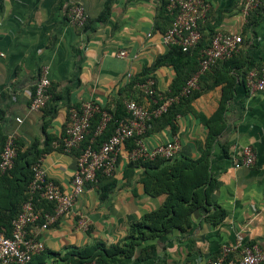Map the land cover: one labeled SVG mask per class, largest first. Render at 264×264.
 <instances>
[{"label":"crops","instance_id":"0c3cea01","mask_svg":"<svg viewBox=\"0 0 264 264\" xmlns=\"http://www.w3.org/2000/svg\"><path fill=\"white\" fill-rule=\"evenodd\" d=\"M204 1L209 10L199 25L203 38L210 40L216 32L240 35L241 47L232 62L220 61L202 76L201 85L209 88L191 102L193 112L177 116L176 131L158 121L143 140L151 148L177 137L178 155L199 156L207 134L204 119L217 109L226 84L215 81L234 78L226 130L211 156V172L217 181L211 200L224 207L228 216L212 226L198 212L190 227L171 232L161 242L159 264H200V259L217 254L223 243H232L239 232L248 242L264 246V96L250 93L245 83V72L264 64V0L248 16L241 11L243 0ZM106 2L0 0L1 131L4 136L15 135L21 151L35 142L42 148L49 137L42 166L64 192L72 190L79 154V149L68 153L59 146L69 109L85 101L113 109L127 99L153 109L145 88L147 79L153 78L155 90L165 94L176 77L174 68L166 65L144 72L169 51L162 40L168 25L160 17L162 0H111L106 20L100 21ZM72 4L85 9L87 21L82 28L67 21L66 11ZM121 50L126 51L125 57L118 55ZM42 65L49 66V100L43 109L32 110L33 87ZM245 145L254 149L255 163L235 168L232 156ZM127 153L124 144L114 175L116 185L106 197L100 198L97 186L86 187L69 215L59 217L46 230L36 229L47 249L63 251L97 240L120 241L131 222L163 202L164 195L144 193L140 167L125 173ZM79 213L90 220L87 231L76 226Z\"/></svg>","mask_w":264,"mask_h":264},{"label":"trees","instance_id":"16d2710c","mask_svg":"<svg viewBox=\"0 0 264 264\" xmlns=\"http://www.w3.org/2000/svg\"><path fill=\"white\" fill-rule=\"evenodd\" d=\"M110 5L111 0H107L100 21L106 20ZM160 17L167 21L168 25L163 30L165 32L171 25L172 16L166 11L164 2H162ZM209 43L210 40H206L202 36L196 47L187 52H183L177 45H172L169 47L168 53L157 57L152 67L145 69L144 72H147L164 65L174 68L176 77L169 91L162 94L164 96L162 99L180 93L186 81L198 71L201 51ZM225 60V63L232 62V58ZM207 72L209 70L200 75L197 89L172 102L160 116L153 117L148 121V128L141 137L144 138L153 125L162 120L176 131L174 122L177 116L193 112L191 102L209 88L201 85L202 76ZM131 80H133L132 77ZM131 82L134 84V81ZM215 82H226V84L222 88L217 109L210 117L204 119L207 134L204 149L199 156L176 154L168 159L157 157L153 160H129L127 164L125 173L128 175L131 174L133 168L140 167L142 169L140 182L147 196H165L158 207L146 212L139 220L131 222L126 235L120 241L108 243L97 240L79 247L70 246L63 251L45 248L25 264H159L158 246L171 232L175 230L183 232L190 227L198 212L203 214L202 220L212 226L223 223L228 216L227 210L211 200L217 187V181L211 172V156L219 137L226 130L227 112L229 103L234 96L235 80L223 77ZM155 97L158 99V95ZM162 101L158 99V103H162ZM155 107L156 105H153V108ZM103 110H107L111 114V118L103 131L96 134ZM101 111L95 113L91 118L88 133L81 146L90 144L93 148H98L112 135L118 121L129 116L125 109V101H119L113 109L101 107ZM5 140L6 136L2 134L0 127V155ZM135 141L136 137H133L125 142L128 150L135 147ZM48 145H50V140L49 137H46L42 148H40V143L35 142L29 149L21 151L16 140L14 165L8 172H0V232L4 231L9 235L12 220L21 211L23 203L30 197L28 185L32 178V165L43 156V153L48 151ZM59 146L62 149V140ZM94 185L98 188L100 198H104L115 187L116 180L114 176H106L97 172L95 181L86 186ZM33 199L35 208L40 214L38 223H41L44 213L54 212L55 203L41 198L38 194L34 195Z\"/></svg>","mask_w":264,"mask_h":264},{"label":"built area","instance_id":"2783aa9c","mask_svg":"<svg viewBox=\"0 0 264 264\" xmlns=\"http://www.w3.org/2000/svg\"><path fill=\"white\" fill-rule=\"evenodd\" d=\"M172 22L163 33L162 40L167 46L177 45L183 52L196 47L202 38L199 23L205 18L209 4L204 0H162ZM259 0H243L241 11L245 16L258 6ZM66 18L70 25L84 27L87 21L85 9L80 4H72L66 11ZM240 35L216 32L210 38L209 45L201 51L198 71L189 78L178 95L164 97L155 88L153 78H148L145 88L151 101L156 105L150 109L135 100L125 101L128 117L118 121L112 135L101 143L98 148L90 144L81 146L90 127L93 115L101 111V107L92 102H82L79 107L69 109L65 124V134L62 137V150L71 152L79 149L77 166L72 178V190L64 192L59 185L49 179L42 166V157L32 165V178L28 185L30 197L22 205L19 214L12 220L9 235L0 232V264H25L30 259L45 250L44 242L39 239L36 229L46 230L61 216L70 214L78 197L83 194L86 185L95 181L96 173L101 172L106 176H114L116 172L118 155L125 142L136 137L135 147L128 150V160L144 159L153 160L157 157L172 158L180 148L177 137L149 148L141 137L148 128V121L160 116L167 107L182 96H187L192 90L198 88L200 75L210 70L219 61L231 58L240 49L242 44ZM118 55L126 56V51L121 50ZM3 56V53H0ZM128 78L132 75L128 73ZM246 87L250 93H259L264 96V64L259 69H251L245 74ZM51 85L49 66L42 65L38 72L36 83L33 87L30 108L43 109L49 100ZM1 95V90H0ZM158 95L162 103L155 97ZM101 120L96 128L99 134L106 127L111 118L107 110L101 111ZM16 156V137L7 135L0 155V172L5 173L12 169ZM256 160L254 149L250 145L239 147L232 156L235 168L251 167ZM55 203L53 213H44L43 220L38 223L40 214L34 204V195ZM76 226L82 231H87L90 220L87 215L79 213L75 219ZM200 264H264V246L250 243L244 235L236 234L232 243H223L217 254L200 259Z\"/></svg>","mask_w":264,"mask_h":264}]
</instances>
